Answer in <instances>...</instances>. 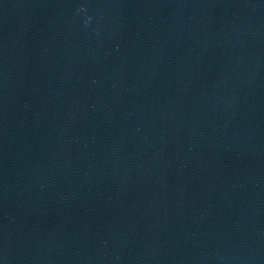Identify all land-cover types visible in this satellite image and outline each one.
<instances>
[{"label": "water", "instance_id": "water-1", "mask_svg": "<svg viewBox=\"0 0 264 264\" xmlns=\"http://www.w3.org/2000/svg\"><path fill=\"white\" fill-rule=\"evenodd\" d=\"M0 264H264V0H0Z\"/></svg>", "mask_w": 264, "mask_h": 264}]
</instances>
